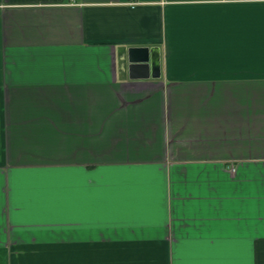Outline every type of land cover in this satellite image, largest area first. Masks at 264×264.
Returning a JSON list of instances; mask_svg holds the SVG:
<instances>
[{"label": "crops", "instance_id": "obj_1", "mask_svg": "<svg viewBox=\"0 0 264 264\" xmlns=\"http://www.w3.org/2000/svg\"><path fill=\"white\" fill-rule=\"evenodd\" d=\"M0 264H264V0H0Z\"/></svg>", "mask_w": 264, "mask_h": 264}, {"label": "water", "instance_id": "obj_2", "mask_svg": "<svg viewBox=\"0 0 264 264\" xmlns=\"http://www.w3.org/2000/svg\"><path fill=\"white\" fill-rule=\"evenodd\" d=\"M126 62L131 79L158 78L159 53L154 47H131L126 51Z\"/></svg>", "mask_w": 264, "mask_h": 264}]
</instances>
